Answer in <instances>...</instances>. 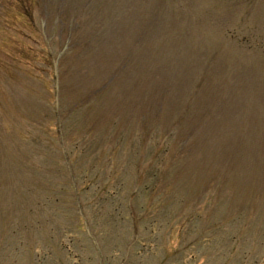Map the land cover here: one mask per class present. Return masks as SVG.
<instances>
[{
    "label": "rangeland",
    "instance_id": "obj_1",
    "mask_svg": "<svg viewBox=\"0 0 264 264\" xmlns=\"http://www.w3.org/2000/svg\"><path fill=\"white\" fill-rule=\"evenodd\" d=\"M0 264H264V0H0Z\"/></svg>",
    "mask_w": 264,
    "mask_h": 264
}]
</instances>
